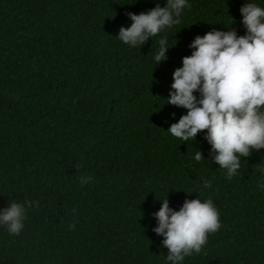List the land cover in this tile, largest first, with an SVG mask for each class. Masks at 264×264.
<instances>
[{"label": "trees", "instance_id": "trees-1", "mask_svg": "<svg viewBox=\"0 0 264 264\" xmlns=\"http://www.w3.org/2000/svg\"><path fill=\"white\" fill-rule=\"evenodd\" d=\"M188 3L179 24L132 47L118 39L128 14L167 0H0V211L32 202L19 235L0 224V264H171L153 231L167 198L219 211L220 229L181 264H264V149L229 180L206 131L168 132L188 110L167 101L195 37L246 35L241 7L264 0Z\"/></svg>", "mask_w": 264, "mask_h": 264}, {"label": "clouds", "instance_id": "clouds-1", "mask_svg": "<svg viewBox=\"0 0 264 264\" xmlns=\"http://www.w3.org/2000/svg\"><path fill=\"white\" fill-rule=\"evenodd\" d=\"M186 7H191L188 0H167L164 7L157 4L148 12L129 13L132 24L120 28L118 39L132 47L144 45L164 29L179 24ZM240 11L247 34L212 30L197 35L190 45L194 51L183 57V66L173 73L167 100L188 110L168 132L186 142L206 131L212 158L229 180L241 166L240 157L264 149V7L247 3ZM159 45L156 64L167 59V38H161ZM194 159L204 160L203 153L197 151ZM90 179L82 177L81 183ZM203 187L210 188L211 182L205 179ZM25 203L32 206L31 201ZM25 203L12 202L0 211V224L6 225L10 234L19 235L24 227ZM154 216L158 227L153 231L164 237L162 244L168 249L171 264H181L185 257L201 253L209 234L221 227L219 211L211 198L204 202L185 200L179 211L169 206L167 198Z\"/></svg>", "mask_w": 264, "mask_h": 264}]
</instances>
